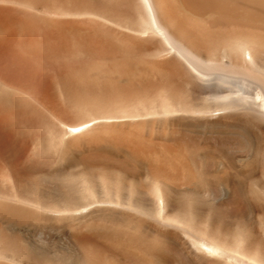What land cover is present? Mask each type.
<instances>
[{"label":"bare ground","instance_id":"obj_1","mask_svg":"<svg viewBox=\"0 0 264 264\" xmlns=\"http://www.w3.org/2000/svg\"><path fill=\"white\" fill-rule=\"evenodd\" d=\"M1 105L0 264H264V0H0Z\"/></svg>","mask_w":264,"mask_h":264},{"label":"rangeland","instance_id":"obj_2","mask_svg":"<svg viewBox=\"0 0 264 264\" xmlns=\"http://www.w3.org/2000/svg\"><path fill=\"white\" fill-rule=\"evenodd\" d=\"M76 36V35H75ZM75 36H72L73 37V39L75 38ZM75 39H78V37L76 36V38ZM75 41H77V40H75ZM36 89V88H35ZM39 89V88H38ZM4 106V105H3ZM8 105H6L5 106V108L4 107H2V105H1V108H3V109H0V111H1V113H3V116L5 115V117H7L8 118V120H10L13 124H15V125H17V126H19L20 128H23L24 127V125L26 124V122L27 121H29V120H31L32 118L34 119V118H36V116H37V112H36V110L35 111H33L34 113H31V111L32 110H30V112H29V110H26V109H24L23 110V108L22 109H20V110H18L17 108H20V107H18V106H14V105H9L8 107L9 108H13V110H7L6 109V107H7ZM7 107V108H8ZM7 111H6V110ZM4 110V111H3ZM26 110V111H25ZM3 111V112H2ZM14 111V112H13ZM22 111V112H21ZM18 112H20L19 114H18ZM28 112V113H27ZM14 113V114H13ZM30 113V114H29ZM7 114V115H6ZM33 114V115H32ZM35 114V115H34ZM9 115V116H8ZM25 133H22L20 136L22 137V136H28L29 135V132H28V129H26L25 131H24ZM11 154V152H9V153H6L5 155H4V157H5V159L6 158H9L10 157V160H12L11 162H13V156L14 155H10ZM12 157V158H11ZM1 162V165H0V184L2 185V187L3 188H9V185H10V183H9V180L8 179H12V175H13V168L12 167H9V166H7L5 163H3V161H0ZM8 174H9V176H8ZM60 240H62V239H60Z\"/></svg>","mask_w":264,"mask_h":264}]
</instances>
